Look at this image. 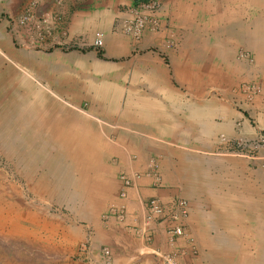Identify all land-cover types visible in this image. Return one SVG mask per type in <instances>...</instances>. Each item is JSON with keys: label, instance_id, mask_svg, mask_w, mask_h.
<instances>
[{"label": "crops", "instance_id": "1", "mask_svg": "<svg viewBox=\"0 0 264 264\" xmlns=\"http://www.w3.org/2000/svg\"><path fill=\"white\" fill-rule=\"evenodd\" d=\"M138 1L0 0V107L22 178L0 182V264H107L103 247L110 264L172 250L178 264H264V169L225 146L264 132V95L242 89L264 88V0H159L158 28L134 39L122 28ZM150 157L162 186L141 176L120 198L118 174ZM151 197L166 215L188 201L174 246L169 222L144 225ZM112 204L123 221L101 218Z\"/></svg>", "mask_w": 264, "mask_h": 264}, {"label": "built area", "instance_id": "2", "mask_svg": "<svg viewBox=\"0 0 264 264\" xmlns=\"http://www.w3.org/2000/svg\"><path fill=\"white\" fill-rule=\"evenodd\" d=\"M161 8L159 0H140L134 4L130 9L131 18L124 21V27L122 30L125 33H130L134 39H138L144 29L149 25L152 29H157L159 25L158 11ZM30 12L26 13L21 21L28 19ZM171 44H174L171 42ZM93 47L100 49L103 46V33L96 31L94 33ZM238 57L241 59L252 61V56L246 51H240ZM243 91L252 95L261 93L264 95V88H261L257 84L243 85ZM141 176H146L152 179V185L156 187L162 186V175L159 170L158 160L155 157H150L147 161V168L142 172H134L132 175H128L126 172H120L118 179L121 187L119 190V197L125 199L128 195V188L133 185V181ZM144 225L147 226L150 222L160 218V221L166 220L169 222L167 228V234L169 237V243L174 246L177 237L184 234L183 220L189 215V204L185 198H178L175 201L174 207L170 213L165 214V208L159 197H151L144 202ZM165 216V217H164ZM110 217H115L120 221L126 218V205L124 204H112L108 209L102 213L101 218L107 220ZM102 253L110 264V251L108 248L103 247ZM181 253L175 250L165 252L159 256L161 264H178Z\"/></svg>", "mask_w": 264, "mask_h": 264}, {"label": "rangeland", "instance_id": "3", "mask_svg": "<svg viewBox=\"0 0 264 264\" xmlns=\"http://www.w3.org/2000/svg\"><path fill=\"white\" fill-rule=\"evenodd\" d=\"M1 63V60H0ZM1 66V64H0ZM3 66L5 68H10V72H12V70H17L20 71V66H18L15 61L13 62L12 60H4L3 61ZM27 74V72L25 73V75ZM28 76V75H27ZM22 83H24V80H22ZM37 86H39L40 84L42 85L43 82L42 81H38L36 82ZM1 85H0V94H1ZM4 95V93H2ZM1 96V95H0ZM3 102V100H1ZM0 101V102H1ZM6 108L4 107H0V117H2L4 119V127H2L3 129L0 130V182L2 183H7L8 186H10L15 180L16 183H20L19 179L18 181V177L19 175L13 171V158H16L17 156H13L14 152L16 150V145H15V141L12 136L13 134V128L11 127V125L8 123H10V120H6L5 117V110ZM11 111L9 113V116L12 118L14 115H16L15 117H17V112H18V108H14L10 109ZM16 112V114H13V112ZM8 125V126H7ZM8 128V129H7ZM3 131V133H1ZM27 142V141H24ZM225 146L227 147V151L233 155V156H237L240 157L242 159H244V162H249L254 163V166H257L261 169V171L264 169V132H260L258 135H255L252 139H243V140H227L225 142ZM248 163V164H249ZM256 167V168H257ZM234 176V173H232ZM229 178H230V173H229ZM6 192H10L11 189L9 187H7L5 189ZM58 200L57 197L53 198V202L50 204L48 210L49 213L52 215V218L55 220H59V210H60V205L59 203H57L56 201ZM3 237V236H2ZM8 236L6 235L5 238L3 237V240L7 241Z\"/></svg>", "mask_w": 264, "mask_h": 264}]
</instances>
